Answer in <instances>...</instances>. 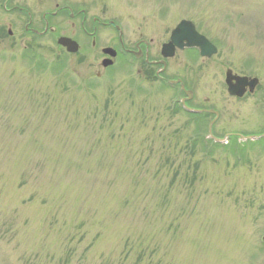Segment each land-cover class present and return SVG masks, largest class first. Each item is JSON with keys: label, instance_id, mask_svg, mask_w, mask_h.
<instances>
[{"label": "rangeland", "instance_id": "1", "mask_svg": "<svg viewBox=\"0 0 264 264\" xmlns=\"http://www.w3.org/2000/svg\"><path fill=\"white\" fill-rule=\"evenodd\" d=\"M64 5L117 23L127 44L152 40L155 55L192 20L218 52L178 50L164 78L219 111L214 133L264 131V0H0V264H264V137L212 145V114L177 110L184 94L156 65L59 54L78 22L66 13L56 37H38V64L1 37L27 20L16 7L43 27ZM99 29L100 46L118 42ZM227 68L256 77L254 91L230 95Z\"/></svg>", "mask_w": 264, "mask_h": 264}, {"label": "flooded vegetation", "instance_id": "2", "mask_svg": "<svg viewBox=\"0 0 264 264\" xmlns=\"http://www.w3.org/2000/svg\"><path fill=\"white\" fill-rule=\"evenodd\" d=\"M5 8V6H3ZM25 9L23 6L16 7V11L22 13V10ZM28 13V19L26 21H20L17 24L16 22H11L7 27L1 26V37L2 38H11L13 41L11 45H15L18 41L19 47L22 48L21 56H38V37L39 35H47L51 34L57 36L60 31V24L50 22L46 20L44 26L42 27L37 17L34 15V11L32 9H25ZM61 12H68V16L71 19H76L77 21L72 22V27H70V31L72 34H63L72 37L78 43V50L74 53L69 52L65 47L58 45L59 53L64 54L65 56H98V66L104 70L108 67L103 66V59L109 57L107 54L103 53V48L107 46H112L117 50L116 56L113 58V66L117 60V58L122 56H130L132 60L144 62L142 64L148 65H156L157 69L155 70V75L159 78H164L163 73L167 69L168 59L165 58L161 52L162 45L160 47V54L155 55L152 52L151 42L152 40H147L145 38H138L132 44H127L124 38L118 37V43L112 42V44H107L106 46H100L101 44V36H100V26L107 24L97 17L92 19L88 18L87 12L83 7L76 8L70 5H64L58 7V10L55 12H51V16L55 19L58 18ZM75 27L77 29H75ZM115 28L118 30L117 25L115 24ZM164 43V42H163ZM162 43V44H163ZM99 50V52H98ZM178 50L184 51L181 56H199L200 54L198 50L192 48L185 49H177L173 56L178 55ZM124 51V53H123ZM102 56V57H99ZM158 56V57H156ZM193 60H190V62ZM140 71V70H139ZM100 75V74H98ZM181 80V82L187 88L185 82L182 78H176V80ZM172 79H168L170 82ZM179 85V82L176 83ZM181 84V83H180ZM181 87V85H179ZM184 97H188L187 94H184ZM193 97V95H192ZM191 97V98H192Z\"/></svg>", "mask_w": 264, "mask_h": 264}, {"label": "water", "instance_id": "3", "mask_svg": "<svg viewBox=\"0 0 264 264\" xmlns=\"http://www.w3.org/2000/svg\"><path fill=\"white\" fill-rule=\"evenodd\" d=\"M171 42L164 45V54L166 56L172 55L175 46L181 48L196 46L200 49L201 53L211 55L216 52V47L209 42V40L202 34H200L193 22L189 20H182L172 32ZM59 43L63 45H70L68 38L61 37ZM75 51V49H72ZM108 65V64H106ZM257 78H248L246 76L234 75L229 70L227 73L226 82L228 84V91L232 95L239 97L243 96L246 92V86L250 87V91H253L258 84ZM253 137V136H252Z\"/></svg>", "mask_w": 264, "mask_h": 264}]
</instances>
